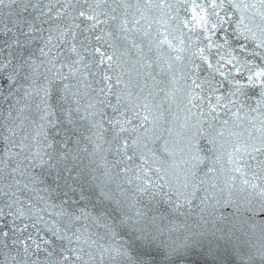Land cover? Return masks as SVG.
Instances as JSON below:
<instances>
[{
	"label": "snow or ice",
	"instance_id": "snow-or-ice-1",
	"mask_svg": "<svg viewBox=\"0 0 264 264\" xmlns=\"http://www.w3.org/2000/svg\"><path fill=\"white\" fill-rule=\"evenodd\" d=\"M0 264H264V0H0Z\"/></svg>",
	"mask_w": 264,
	"mask_h": 264
}]
</instances>
